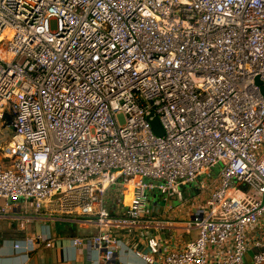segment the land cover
<instances>
[{"label": "built area", "instance_id": "2783aa9c", "mask_svg": "<svg viewBox=\"0 0 264 264\" xmlns=\"http://www.w3.org/2000/svg\"><path fill=\"white\" fill-rule=\"evenodd\" d=\"M0 48V213L55 203L96 226L73 246L99 264L128 248L118 231L145 264H264V0H0ZM192 183V240L146 236L148 192Z\"/></svg>", "mask_w": 264, "mask_h": 264}, {"label": "crops", "instance_id": "0c3cea01", "mask_svg": "<svg viewBox=\"0 0 264 264\" xmlns=\"http://www.w3.org/2000/svg\"><path fill=\"white\" fill-rule=\"evenodd\" d=\"M117 197L118 190L111 187L107 207L114 215H121L122 209ZM124 199L128 202L127 193ZM4 204V201H0L1 206ZM56 209L55 203L47 204L40 212H36L30 202L21 200L12 202L6 213H0V264H99L98 253L91 246H73L74 239L96 234V226L82 220L65 218ZM193 209L194 205L188 208L182 204L177 208L167 207L157 214L150 212L153 219L163 223V228H150L146 236L157 237L164 244L173 239L174 244L185 245L196 235H188L184 231V221L190 217ZM263 229L264 220L250 229L249 234H259ZM117 236L128 248L118 253L113 264H145L134 252L142 246L136 244L132 236L124 231H118ZM48 240L53 242L51 247L46 246ZM30 242L33 251L28 253ZM15 244L23 248L15 250Z\"/></svg>", "mask_w": 264, "mask_h": 264}, {"label": "rangeland", "instance_id": "374dc122", "mask_svg": "<svg viewBox=\"0 0 264 264\" xmlns=\"http://www.w3.org/2000/svg\"><path fill=\"white\" fill-rule=\"evenodd\" d=\"M5 145V144H4ZM220 172V167H216L212 169L211 171V178L215 179L217 178L218 174ZM203 178L199 179V182L202 181ZM152 182V181H149ZM155 186H157L156 182H152ZM116 190H118V195L121 196L122 192L124 191V187H115ZM198 186L195 183L189 184L186 189H182L181 192L183 194V202H180L178 199H170L169 201L166 200L167 196L163 194L158 189H155L153 191L148 192L147 199H146V209L147 211L157 214L160 213L161 210H164L167 207L177 208L178 206H181L184 204L186 207L190 208L194 205L193 198L198 196ZM257 251L252 250L249 251L246 256L244 257L246 264H252L253 256L255 255Z\"/></svg>", "mask_w": 264, "mask_h": 264}, {"label": "water", "instance_id": "95a60500", "mask_svg": "<svg viewBox=\"0 0 264 264\" xmlns=\"http://www.w3.org/2000/svg\"><path fill=\"white\" fill-rule=\"evenodd\" d=\"M257 85L260 86V91L262 96L264 97V83H260L259 81H257ZM153 119L150 121L152 129L154 131V133L157 136H163L164 135V130L163 127L161 125V122L159 120V118L157 116L152 115Z\"/></svg>", "mask_w": 264, "mask_h": 264}, {"label": "bare ground", "instance_id": "6f19581e", "mask_svg": "<svg viewBox=\"0 0 264 264\" xmlns=\"http://www.w3.org/2000/svg\"><path fill=\"white\" fill-rule=\"evenodd\" d=\"M0 56H2V57L4 56V52L2 51L1 48H0ZM127 197H128V202H126L125 199H124V202L126 204H131V200H132V197H133V192L131 190L127 192Z\"/></svg>", "mask_w": 264, "mask_h": 264}]
</instances>
